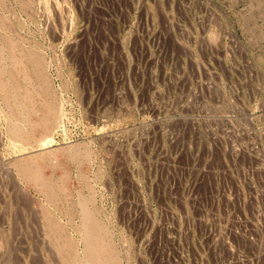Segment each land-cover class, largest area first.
Wrapping results in <instances>:
<instances>
[{
	"label": "rangeland",
	"instance_id": "obj_1",
	"mask_svg": "<svg viewBox=\"0 0 264 264\" xmlns=\"http://www.w3.org/2000/svg\"><path fill=\"white\" fill-rule=\"evenodd\" d=\"M26 1L0 34L42 56L59 118L14 144L0 98V262L61 264L13 167L38 153L81 255L84 203L119 264H264V0Z\"/></svg>",
	"mask_w": 264,
	"mask_h": 264
},
{
	"label": "bare ground",
	"instance_id": "obj_2",
	"mask_svg": "<svg viewBox=\"0 0 264 264\" xmlns=\"http://www.w3.org/2000/svg\"><path fill=\"white\" fill-rule=\"evenodd\" d=\"M30 4L32 5L30 0H27L26 3H24V6L26 7ZM5 16H8V15H5ZM2 19H5V18H2ZM8 21L12 22L10 19ZM6 28L7 27H5V29ZM12 31H13V27H12ZM4 33L0 34V98L4 102V105L6 108V111H4L5 109L3 108V111L6 112V114L3 113V116L5 114L7 125H8V132L14 144H25L28 142L31 135H29L28 131L26 130L27 127H30V131L32 132H34V130L36 129H39L41 131L39 132L41 136L40 138L44 139L50 136V131H51L50 129L52 128L53 124H57L56 122L59 118L58 117L59 110H58V103H57L58 100L56 99V96L50 89V81L46 74L47 71H46L45 63L42 59V56L37 51L33 50V48L23 46L24 43H22L23 45L20 46L19 44L16 43V40L14 41V39L11 36L4 35ZM14 33H15V30H14ZM33 116H34V119H31V117ZM42 140H39V141H42ZM37 154L36 155L34 154L26 155V156H23L17 159L13 167H16L17 169L16 171L18 172L20 178L22 177L23 179L30 181V183L33 182L36 185H39V187L44 191L46 197L50 199V200H46L47 203L50 205V201H52L53 203L55 202V198L58 193L56 194L54 190H56L57 188L53 190V186L49 182L50 180L48 179L49 180L48 181L46 179L47 177L45 178L41 175L42 174L40 173L41 167L39 168L38 162L45 155L41 157L40 154L39 155ZM82 157L84 158V156ZM44 162L42 161V163ZM10 174H13V172ZM8 180L6 182H8ZM9 181L11 182L12 180H9ZM25 196L27 197V195ZM63 201L61 200L60 203H62ZM86 201L87 200H85L84 202ZM46 207H43L41 212H39V210L34 209L35 211L39 212L37 214L36 219H34V221L36 220V223L35 222L34 223L37 226V228H35L34 234H36L35 236L37 240L40 242V244L43 245L47 249V251H49L50 254L52 253L54 258L56 257L57 260L60 261L61 264H119L118 259L120 257H118V253L114 249L115 247H113L111 244L112 240H111L110 232L88 210L89 209L88 206H86L88 208L87 209L84 203L80 204V217H81L80 231L82 235V241H84L82 255L80 253L77 242L74 239H72V237H70V234H68V232L66 231V228L59 222L58 218L55 215H53V213H50V207L49 206L47 208ZM31 211H32V208H31ZM13 231L15 230L13 229ZM16 235L18 234L16 233ZM11 237H12V234H11ZM12 239L15 240V238H12ZM22 244L24 243L22 242ZM1 247H2V244H1ZM37 248L39 249V247ZM12 255L14 256L16 255V253L15 254L13 253ZM17 261L19 262L20 259L18 258ZM53 261L55 262L54 259ZM39 262L38 264H40ZM15 263L13 260L12 264H15ZM44 264H49V263L46 262Z\"/></svg>",
	"mask_w": 264,
	"mask_h": 264
}]
</instances>
